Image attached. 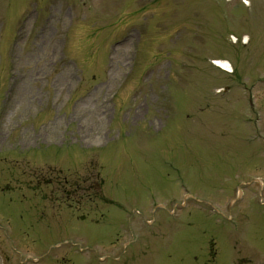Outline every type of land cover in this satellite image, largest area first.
<instances>
[{
    "label": "rangeland",
    "instance_id": "obj_1",
    "mask_svg": "<svg viewBox=\"0 0 264 264\" xmlns=\"http://www.w3.org/2000/svg\"><path fill=\"white\" fill-rule=\"evenodd\" d=\"M0 264H264V0H0Z\"/></svg>",
    "mask_w": 264,
    "mask_h": 264
},
{
    "label": "bare ground",
    "instance_id": "obj_2",
    "mask_svg": "<svg viewBox=\"0 0 264 264\" xmlns=\"http://www.w3.org/2000/svg\"><path fill=\"white\" fill-rule=\"evenodd\" d=\"M217 66H219L221 69L230 72V66L227 62L224 61H219L216 63Z\"/></svg>",
    "mask_w": 264,
    "mask_h": 264
}]
</instances>
